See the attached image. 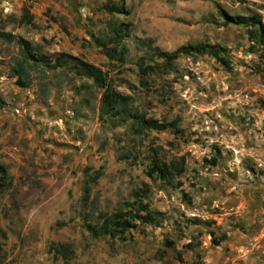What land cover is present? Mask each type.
<instances>
[{
  "label": "rangeland",
  "instance_id": "1",
  "mask_svg": "<svg viewBox=\"0 0 264 264\" xmlns=\"http://www.w3.org/2000/svg\"><path fill=\"white\" fill-rule=\"evenodd\" d=\"M111 2L127 13H105ZM220 10L258 15L264 27V0H0V32L14 37H0V264H264V46ZM110 21L128 26L122 63L97 43ZM18 39L98 66L132 108L176 119L182 133L101 119V90L72 66L33 64L21 85ZM195 43L224 48L231 69L208 55L167 67L147 47ZM139 64L152 69L143 75ZM154 155L183 158L175 184L151 174ZM86 168L99 176L84 202ZM131 202L148 204L158 223L116 236L88 229Z\"/></svg>",
  "mask_w": 264,
  "mask_h": 264
},
{
  "label": "trees",
  "instance_id": "2",
  "mask_svg": "<svg viewBox=\"0 0 264 264\" xmlns=\"http://www.w3.org/2000/svg\"><path fill=\"white\" fill-rule=\"evenodd\" d=\"M102 10L108 15H123L127 13L126 8L120 3H106L103 4ZM220 15L224 19L225 24H234L237 26L251 27L256 32H250L249 40L252 45L259 44L264 46V27L258 15H238L231 16L226 14L223 10H220ZM109 36L106 41L101 40L97 42L104 49L106 55L114 59L118 56V60L122 63L124 60V54L126 53V47L123 44V40L130 36L127 24L118 23L116 21H110L108 23ZM0 37L3 40L9 41L14 39L13 36L0 32ZM140 43H144L143 40H138ZM18 43L22 50V58L17 59L13 66V71L17 76L18 82L24 85V81L29 77L28 66L33 64L41 65L50 69L74 67L77 73L85 75L90 78L93 84L101 90L100 102H99V117L103 120L108 118L114 121L125 124L131 123L132 128L137 134L143 133L145 130H164L171 128L177 133H182V129L178 126V121L173 119L171 121L155 119L146 117L144 113L138 112L131 107L130 96L125 95L118 91L114 85H112L108 74L98 66L81 60L76 56L66 53H59L54 59L48 58L43 54L37 52L35 47L27 40L18 39ZM107 43L113 44L108 47ZM120 46V51L117 52V48ZM150 51V60L156 62V60H162L165 66L170 67L172 62L175 61L181 55H208L213 57L226 69H231L229 61L222 53L224 48L204 44H185L181 45L173 51L160 50L157 47L147 46ZM150 65L139 64L140 71L143 75H147L152 69ZM184 171V160L181 158L179 163H167L159 159L156 155L152 157L150 164L151 174L156 175L159 179L165 181L168 184H175L176 178ZM85 173L89 175V180L85 181L83 188L82 199L86 202L89 198L90 186L99 176V172L96 171L93 174L89 173V168L85 169ZM7 177V169L5 165L0 163V180H5ZM179 181L176 182V185ZM129 209L127 211H117L110 216L103 219L100 225H88V229L95 235L105 234L116 236L123 234L126 230L137 225V223L156 225L158 223L159 213L151 210L146 203L131 202L128 204ZM166 246L170 247L171 242L167 241ZM61 253L63 257L71 255L68 246L60 245Z\"/></svg>",
  "mask_w": 264,
  "mask_h": 264
}]
</instances>
